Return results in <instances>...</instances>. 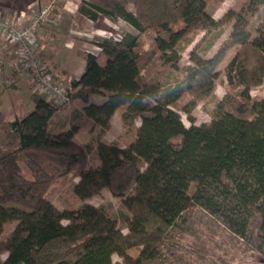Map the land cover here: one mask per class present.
Wrapping results in <instances>:
<instances>
[{
	"label": "trees",
	"instance_id": "obj_1",
	"mask_svg": "<svg viewBox=\"0 0 264 264\" xmlns=\"http://www.w3.org/2000/svg\"><path fill=\"white\" fill-rule=\"evenodd\" d=\"M212 1L223 2L84 0L78 6L95 29H107L105 19H122L139 36L106 38L98 55H85V71L72 83L77 108L67 128L57 130L58 108L32 94L35 109L0 134L7 146L0 148V235L17 224L2 244L8 256L0 264H233L237 253L256 255L262 264L264 99H253L251 91L264 85V0H246L221 20L208 14ZM227 24L231 33L214 57L192 51V65L166 87L148 78L156 61L163 71L179 70L193 38ZM230 49L228 93L215 116L185 126L175 108L193 122L191 112L213 95ZM122 108L124 121L140 120L135 139L125 148L98 141L99 165L91 167L92 146L76 135L90 125L104 134ZM66 178L78 180L73 193L81 200L102 190L121 198L131 215L128 233L94 205L54 206L48 193ZM195 208L240 239L230 259L172 238L171 229Z\"/></svg>",
	"mask_w": 264,
	"mask_h": 264
},
{
	"label": "rangeland",
	"instance_id": "obj_2",
	"mask_svg": "<svg viewBox=\"0 0 264 264\" xmlns=\"http://www.w3.org/2000/svg\"><path fill=\"white\" fill-rule=\"evenodd\" d=\"M26 0H14L7 4H0L2 7V12L13 13L22 11L23 9L30 8L34 12L39 11L42 7H45L51 0H29L25 3ZM84 0H62L57 2V10L51 19L56 21L59 14L61 15L65 4L70 5L72 9L75 5H81ZM246 0H223V2L218 3L212 1L208 5V14H211L216 20H221L223 16L228 11H238L242 4ZM7 6L9 8H7ZM6 15V16H8ZM104 24L107 26V29H96L92 30L91 25L87 26L86 22H81L80 27L87 29L90 34H93V40L96 42H102L104 39H113L118 36H125L128 34H133L139 36V33L126 21L122 19H117L116 21H111L105 19ZM61 27V26H59ZM231 25H223L220 30L209 32V33H199L198 36L193 38V41L189 46L182 51V61L179 63V70L166 69L163 71L161 69L160 63L158 61L154 62L147 69L148 78L154 80H159L162 84V87L169 86L177 78L183 76L184 69L192 65L190 60L191 52H195L196 55L204 58L210 59L214 57L218 50L223 48L224 43L228 40V37L231 33ZM64 39H58L57 43H62ZM60 41V42H59ZM235 54V49H230L227 53L226 58L218 66V80L215 86V91L213 95L205 100L200 102L196 109L191 112L193 116V122H191L186 114H184L179 107L175 108L178 114L181 115V118L185 126L189 127L191 124L200 125L203 123H209L216 114L218 103L221 99L225 98V95L228 93V84L225 74V68L228 61L231 60ZM43 61V60H42ZM7 78V77H5ZM3 79L0 78V134H5L11 130V123L16 118H21L27 115V113L32 112L36 107L35 102L32 99V90L25 85L12 87L2 84ZM76 92L73 90V93ZM251 96L253 99H264V85L263 87L254 89L251 91ZM183 101H186L184 99ZM77 106L73 103L66 105L64 107L58 108L59 112L56 113L58 121H55L54 125L57 130L67 128L70 121L75 115V109ZM124 113V108L119 109L117 113L112 116V124L104 134L99 133L98 128L91 129L90 125L88 128L83 129L76 135V140L79 143L84 145H91L92 149L90 150L89 163L92 166L99 165L97 158L95 157L96 146L98 141L106 144H115L121 147H127L137 134V127L140 125L139 119L124 121L122 116ZM0 138H2L0 136ZM5 144V143H4ZM3 141H0V148H4ZM7 147V146H5ZM12 148V147H9ZM44 161V159L42 160ZM26 172V171H25ZM27 177L32 178V174L27 173ZM78 182L76 179L66 178L61 182L55 184L52 190L48 193V199L57 206L60 210H78L85 205H94L104 209L113 220L116 221L117 228L124 234L128 233L129 220L131 215L129 211L122 203V199L113 196L109 191L102 190L98 195L87 199H79L74 191V185ZM14 205L12 203L8 206ZM16 223H10L5 226V231L0 235V258L2 260L7 259V252L3 248V242L6 241L11 235L12 231L16 227ZM172 238L181 242L185 245H198L207 250V252L213 256H220L222 258L230 259L233 252L232 249L238 247L241 243L240 239L235 235L230 234L221 224H217L207 212H204L202 209L195 208L183 214V216L178 220L177 224L171 229ZM236 259L233 264H261L260 259L256 255H247L243 258L240 253L236 254ZM113 260L115 262L121 261L118 256H114ZM163 264H176L171 262V260H165ZM190 264H206L204 262L195 261V263Z\"/></svg>",
	"mask_w": 264,
	"mask_h": 264
},
{
	"label": "crops",
	"instance_id": "obj_3",
	"mask_svg": "<svg viewBox=\"0 0 264 264\" xmlns=\"http://www.w3.org/2000/svg\"><path fill=\"white\" fill-rule=\"evenodd\" d=\"M14 0H0V4L4 5ZM29 0H26L27 3ZM70 5L65 4L64 8L61 9L62 13L59 14L56 21L53 23L43 26L38 32L39 35V51L40 58L51 73L58 76L71 84L81 78L86 67V56L87 54L98 55L101 48L99 43L93 40V34H90L87 29L80 27L81 22H86L87 26L91 25L92 30L94 23L82 15L78 9L80 5H75L72 9ZM0 6V17H4L9 13L2 12ZM7 8H9L7 6ZM38 11L30 8L23 9L22 11L13 13L16 18L20 17L21 14H25L22 23L28 25L32 17ZM61 26V27H59ZM58 39L62 40V43H57ZM0 55L5 62L4 68L0 70V78L10 76L14 72V68L17 63V48L10 43L6 35L0 34ZM30 79H24L17 83L16 86L25 85L33 91L32 83ZM3 83V82H2ZM15 85L11 86L16 87ZM1 91V90H0ZM58 113V112H57ZM117 113V112H116ZM115 113V114H116ZM114 114V115H115ZM113 117L111 119L112 124Z\"/></svg>",
	"mask_w": 264,
	"mask_h": 264
},
{
	"label": "built area",
	"instance_id": "obj_4",
	"mask_svg": "<svg viewBox=\"0 0 264 264\" xmlns=\"http://www.w3.org/2000/svg\"><path fill=\"white\" fill-rule=\"evenodd\" d=\"M51 0L42 7L30 20L28 25L21 21L25 14L16 18L14 15L0 17V34L6 35L10 43L17 48V63L14 72L4 79L2 84L13 86L21 80L30 79L35 95H40L54 107L61 108L72 103V84L51 73L40 56L39 31L43 26L51 24L56 10L57 2ZM116 41L122 36L113 38ZM0 55V70L5 62Z\"/></svg>",
	"mask_w": 264,
	"mask_h": 264
},
{
	"label": "water",
	"instance_id": "obj_5",
	"mask_svg": "<svg viewBox=\"0 0 264 264\" xmlns=\"http://www.w3.org/2000/svg\"><path fill=\"white\" fill-rule=\"evenodd\" d=\"M262 264H264V261H262Z\"/></svg>",
	"mask_w": 264,
	"mask_h": 264
}]
</instances>
